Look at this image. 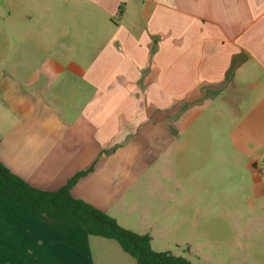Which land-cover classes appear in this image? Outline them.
Instances as JSON below:
<instances>
[{
  "label": "crops",
  "instance_id": "0c3cea01",
  "mask_svg": "<svg viewBox=\"0 0 264 264\" xmlns=\"http://www.w3.org/2000/svg\"><path fill=\"white\" fill-rule=\"evenodd\" d=\"M191 117L264 164V0H0V161L32 186L132 230L116 202ZM91 236L0 192V264H90Z\"/></svg>",
  "mask_w": 264,
  "mask_h": 264
},
{
  "label": "rangeland",
  "instance_id": "374dc122",
  "mask_svg": "<svg viewBox=\"0 0 264 264\" xmlns=\"http://www.w3.org/2000/svg\"><path fill=\"white\" fill-rule=\"evenodd\" d=\"M192 118L178 119L166 150L131 177L115 204L121 222L150 235L154 250L195 264H264L259 153L260 166L255 167L241 155L231 157L234 163L220 153L208 154L207 149L221 147L222 130L224 139L238 144L232 131L240 122ZM91 238L90 264L137 263L115 239Z\"/></svg>",
  "mask_w": 264,
  "mask_h": 264
},
{
  "label": "trees",
  "instance_id": "16d2710c",
  "mask_svg": "<svg viewBox=\"0 0 264 264\" xmlns=\"http://www.w3.org/2000/svg\"><path fill=\"white\" fill-rule=\"evenodd\" d=\"M75 178L58 190H44L32 186L0 161V192L11 200L59 223L82 228L89 235L115 239L137 264H195L185 256L154 250L150 235L132 231L107 212L74 197L71 186Z\"/></svg>",
  "mask_w": 264,
  "mask_h": 264
},
{
  "label": "built area",
  "instance_id": "2783aa9c",
  "mask_svg": "<svg viewBox=\"0 0 264 264\" xmlns=\"http://www.w3.org/2000/svg\"><path fill=\"white\" fill-rule=\"evenodd\" d=\"M263 172H264V169H263Z\"/></svg>",
  "mask_w": 264,
  "mask_h": 264
}]
</instances>
